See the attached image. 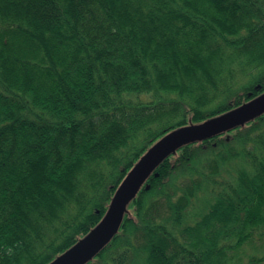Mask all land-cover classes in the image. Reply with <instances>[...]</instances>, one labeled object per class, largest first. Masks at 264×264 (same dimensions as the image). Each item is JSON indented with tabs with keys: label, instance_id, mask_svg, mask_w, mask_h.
<instances>
[{
	"label": "trees",
	"instance_id": "1",
	"mask_svg": "<svg viewBox=\"0 0 264 264\" xmlns=\"http://www.w3.org/2000/svg\"><path fill=\"white\" fill-rule=\"evenodd\" d=\"M263 93L264 0H0V264L52 263L154 144ZM85 264H264V114L163 160Z\"/></svg>",
	"mask_w": 264,
	"mask_h": 264
},
{
	"label": "water",
	"instance_id": "2",
	"mask_svg": "<svg viewBox=\"0 0 264 264\" xmlns=\"http://www.w3.org/2000/svg\"><path fill=\"white\" fill-rule=\"evenodd\" d=\"M262 114H264V93L196 127H184L167 134L154 144L127 174L115 192L102 221L86 237L50 264L87 263L117 233L123 219V207L135 198L148 177L163 160L188 143L243 125Z\"/></svg>",
	"mask_w": 264,
	"mask_h": 264
},
{
	"label": "rangeland",
	"instance_id": "3",
	"mask_svg": "<svg viewBox=\"0 0 264 264\" xmlns=\"http://www.w3.org/2000/svg\"><path fill=\"white\" fill-rule=\"evenodd\" d=\"M246 250L248 251V254H251L252 253V250H251V247H246Z\"/></svg>",
	"mask_w": 264,
	"mask_h": 264
}]
</instances>
